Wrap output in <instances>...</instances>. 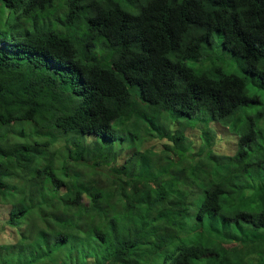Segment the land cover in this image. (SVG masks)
Listing matches in <instances>:
<instances>
[{
  "label": "trees",
  "instance_id": "trees-1",
  "mask_svg": "<svg viewBox=\"0 0 264 264\" xmlns=\"http://www.w3.org/2000/svg\"><path fill=\"white\" fill-rule=\"evenodd\" d=\"M0 264H264V0H0Z\"/></svg>",
  "mask_w": 264,
  "mask_h": 264
},
{
  "label": "rangeland",
  "instance_id": "rangeland-1",
  "mask_svg": "<svg viewBox=\"0 0 264 264\" xmlns=\"http://www.w3.org/2000/svg\"><path fill=\"white\" fill-rule=\"evenodd\" d=\"M222 67L224 68V70L226 72H231L232 70L235 69L234 66H236L235 60L231 59L230 56L227 54L225 56H223L222 58ZM176 122L178 123V127L180 129H183L184 134L188 137L189 140H192L194 143L196 142H200V138H199V131L195 130V129H191L190 127H186V125L183 122H179V118L176 120ZM208 128L209 129H213L215 132V138L214 141L211 145V149L212 152L215 151L216 154L218 155H222V156H231L233 155L234 151H235V137L236 136H232L231 131L228 127H224L221 124H217L215 122H211L208 124ZM221 127H220V126ZM226 128L227 130L223 129ZM177 128V127H176ZM61 143H63V141H60ZM148 148L153 147V146H157L158 144H155V142H147L145 144ZM131 150L127 151V157L129 156L128 153H130ZM118 161L122 162V160L120 159V157L118 156ZM51 206L53 207V209L55 210V213L57 215V204H51ZM51 224H56L54 222H52ZM54 231H50L49 233L45 234V237L50 240V239H56L58 237V233H60V227L57 225L56 228L53 229Z\"/></svg>",
  "mask_w": 264,
  "mask_h": 264
},
{
  "label": "clouds",
  "instance_id": "clouds-1",
  "mask_svg": "<svg viewBox=\"0 0 264 264\" xmlns=\"http://www.w3.org/2000/svg\"><path fill=\"white\" fill-rule=\"evenodd\" d=\"M216 123V122H215ZM218 124V123H217ZM220 126V125H219ZM221 127V126H220ZM223 128V127H222ZM223 129H225V130H227L226 128H223ZM227 131H229V130H227ZM231 134H232V136H235L232 132H231ZM236 138L237 137H235V140H236ZM235 149H236V142H235ZM235 152V151H234ZM121 154L122 153H120V155H119V157L121 158ZM234 154V153H233ZM231 156H233V155H231ZM137 223V222H136ZM138 224V223H137ZM155 240V241H154ZM149 242H156V243H159V239H154V238H152L151 240H143V242H138V243H142V244H138V243H135V244H137V245H139V246H142V247H146V246H148V244H149Z\"/></svg>",
  "mask_w": 264,
  "mask_h": 264
}]
</instances>
